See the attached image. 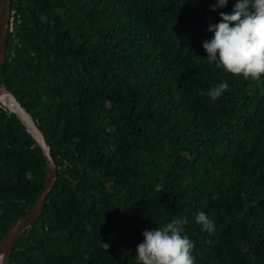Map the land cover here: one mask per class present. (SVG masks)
<instances>
[{
  "label": "trees",
  "instance_id": "trees-1",
  "mask_svg": "<svg viewBox=\"0 0 264 264\" xmlns=\"http://www.w3.org/2000/svg\"><path fill=\"white\" fill-rule=\"evenodd\" d=\"M235 2L12 1L0 81L33 114L59 178L9 264H141L143 231L179 216L195 264H264V76H233L202 46ZM0 105L1 243L47 166Z\"/></svg>",
  "mask_w": 264,
  "mask_h": 264
},
{
  "label": "clouds",
  "instance_id": "clouds-1",
  "mask_svg": "<svg viewBox=\"0 0 264 264\" xmlns=\"http://www.w3.org/2000/svg\"><path fill=\"white\" fill-rule=\"evenodd\" d=\"M228 0H217L216 7H225ZM220 22L210 25L214 33L203 43L209 63L216 62L226 72L243 79L259 80L264 76V0H236L232 12H220ZM229 85L221 82L208 91L218 99ZM195 222L208 232L214 231L213 221L198 212ZM186 216L173 218L160 228L143 231V242L137 245L136 256L141 264H195L194 243L184 234Z\"/></svg>",
  "mask_w": 264,
  "mask_h": 264
},
{
  "label": "water",
  "instance_id": "water-1",
  "mask_svg": "<svg viewBox=\"0 0 264 264\" xmlns=\"http://www.w3.org/2000/svg\"><path fill=\"white\" fill-rule=\"evenodd\" d=\"M13 0H1L0 2V66L6 62L8 41L10 35L11 17L13 12ZM17 97L0 81V102L26 127L27 132L33 137L41 148L47 166V180L45 190L38 199L33 210L16 222L8 234L0 243V264H9L11 256L22 238L31 231L40 221L49 196L54 192L59 178V169L55 161L51 147L37 124L33 114L16 99Z\"/></svg>",
  "mask_w": 264,
  "mask_h": 264
},
{
  "label": "built area",
  "instance_id": "built-area-1",
  "mask_svg": "<svg viewBox=\"0 0 264 264\" xmlns=\"http://www.w3.org/2000/svg\"><path fill=\"white\" fill-rule=\"evenodd\" d=\"M13 14H14V11L12 12V15H13ZM13 19H14V18H13V16H12V17H11V22H13ZM12 29H13V24L10 25V30H12ZM0 106H1V105H0ZM4 107H5V106H4ZM5 108H6V107H5Z\"/></svg>",
  "mask_w": 264,
  "mask_h": 264
}]
</instances>
